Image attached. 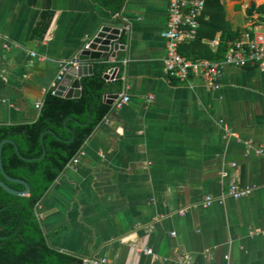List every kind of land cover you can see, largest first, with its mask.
I'll list each match as a JSON object with an SVG mask.
<instances>
[{
    "label": "crops",
    "instance_id": "0c3cea01",
    "mask_svg": "<svg viewBox=\"0 0 264 264\" xmlns=\"http://www.w3.org/2000/svg\"><path fill=\"white\" fill-rule=\"evenodd\" d=\"M219 1L199 19L210 49L222 35L231 36L229 48L247 30L264 31V0H255L252 16L251 0ZM122 2L114 14L94 0H0L3 124L34 121L60 61L79 57L102 26H127L115 56L79 59L95 65L93 74L112 71L107 82L120 73L130 100L111 104L79 149L77 169L66 166L42 198L50 245L92 264H264V69L227 67L218 89L197 76L168 80L169 0ZM46 11L50 24L36 36ZM233 183L255 189L233 199ZM207 195L219 200L203 207Z\"/></svg>",
    "mask_w": 264,
    "mask_h": 264
},
{
    "label": "trees",
    "instance_id": "16d2710c",
    "mask_svg": "<svg viewBox=\"0 0 264 264\" xmlns=\"http://www.w3.org/2000/svg\"><path fill=\"white\" fill-rule=\"evenodd\" d=\"M94 1L114 14L120 12L123 4L122 0ZM209 4L221 8L219 0H207L205 7ZM258 11L264 12V4ZM51 17L50 11L42 13L35 28L36 36H43ZM199 30L194 39L179 47V52L189 59H223L231 36L222 35L218 49L213 51L201 41ZM118 66L121 68L120 64ZM101 67L105 70L109 65ZM121 77L119 73L114 81L107 82L97 69L82 79L79 98H65L49 90L34 121L0 123V143L5 139L14 142L8 141L2 146L4 170L9 177L22 179L30 187L26 195H16L0 186V264H84L81 257L50 245L38 207L69 161L110 112L112 105L104 100V96L122 91ZM43 146L45 154L42 158L25 159L40 157ZM0 179L14 190H25L23 184L6 179L1 171Z\"/></svg>",
    "mask_w": 264,
    "mask_h": 264
},
{
    "label": "built area",
    "instance_id": "2783aa9c",
    "mask_svg": "<svg viewBox=\"0 0 264 264\" xmlns=\"http://www.w3.org/2000/svg\"><path fill=\"white\" fill-rule=\"evenodd\" d=\"M207 0H169L168 4V25L162 32L165 40L166 55L163 59L164 74L168 80L178 79L181 82L191 83V77L197 76L203 84L211 89L220 87V80L227 67H246L258 66L264 69V31L247 30L241 36L230 44L225 56L221 60H210L206 58L189 59L179 52V47L183 41L194 39L198 33L199 19L202 15ZM127 26H125L126 28ZM93 39H89L81 49V52L88 50ZM120 45H123L120 43ZM8 48V43L4 44ZM32 56H36L35 52H31ZM79 57H71L60 61L59 71L56 76V82L53 84L52 93L55 94L58 83L62 81L65 74L72 67L80 65ZM107 80L114 79L113 72L105 73ZM152 96H150V99ZM130 100V96L126 92H121L114 100L113 105L121 108ZM42 101L38 102L41 106ZM258 152H262L260 149ZM79 150L76 155L69 161L67 167L76 170L80 161ZM235 166V163L233 164ZM252 185H240L233 183L229 185L226 195L233 199H241L252 194L254 191ZM217 197L207 195L201 201L203 207H209ZM186 209H180V213L184 214ZM95 262L94 264H96Z\"/></svg>",
    "mask_w": 264,
    "mask_h": 264
},
{
    "label": "water",
    "instance_id": "95a60500",
    "mask_svg": "<svg viewBox=\"0 0 264 264\" xmlns=\"http://www.w3.org/2000/svg\"><path fill=\"white\" fill-rule=\"evenodd\" d=\"M256 10V1L251 0L248 3L247 9L245 11L247 16H252ZM126 33L125 26L123 28L118 26H112L109 24H106L102 26L97 34L94 36L90 47L88 50H84L80 55L79 59L81 61H88L90 59H100L103 58L106 54H109V56H115L117 49L123 48L122 45H120V39L124 37ZM104 54V55H103ZM94 64L90 63H81L78 67H72L69 69V71L65 74L62 81L58 84L56 88L55 94L58 96H62L65 98H79L82 93L81 89V81L85 76L92 75L93 74V68ZM104 77L107 78V75L104 74ZM118 97V94H111L108 95V99L106 100L107 103L113 104L114 100ZM52 132V131H49ZM13 142L10 139L2 140L0 143V171L3 174V176L11 181H16L25 186V190L23 191H17L12 189L10 186H8L2 179H0V186L8 191L9 193L16 194V195H26L29 192V184L18 178H11L9 177L3 167L2 164V146L5 142ZM14 143V142H13ZM16 146V144H15ZM45 154V149L43 146V152L42 155L38 158H25L26 160H38L42 158ZM94 258H89L84 261V264H92V261Z\"/></svg>",
    "mask_w": 264,
    "mask_h": 264
}]
</instances>
